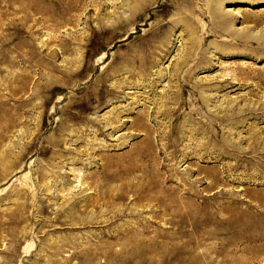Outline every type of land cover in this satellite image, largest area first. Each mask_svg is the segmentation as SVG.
<instances>
[{"label":"rangeland","instance_id":"rangeland-1","mask_svg":"<svg viewBox=\"0 0 264 264\" xmlns=\"http://www.w3.org/2000/svg\"><path fill=\"white\" fill-rule=\"evenodd\" d=\"M0 264H264V0H0Z\"/></svg>","mask_w":264,"mask_h":264},{"label":"bare ground","instance_id":"bare-ground-1","mask_svg":"<svg viewBox=\"0 0 264 264\" xmlns=\"http://www.w3.org/2000/svg\"><path fill=\"white\" fill-rule=\"evenodd\" d=\"M253 2V1H252ZM205 101H207V100H205Z\"/></svg>","mask_w":264,"mask_h":264}]
</instances>
